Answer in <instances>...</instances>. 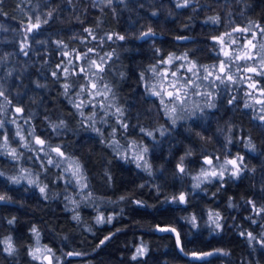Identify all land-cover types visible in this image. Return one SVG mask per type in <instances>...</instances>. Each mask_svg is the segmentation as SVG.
<instances>
[{
	"label": "trees",
	"instance_id": "16d2710c",
	"mask_svg": "<svg viewBox=\"0 0 264 264\" xmlns=\"http://www.w3.org/2000/svg\"><path fill=\"white\" fill-rule=\"evenodd\" d=\"M178 3L183 0H112L111 4L108 0H0V90L7 97H0L4 107L0 108L4 123L0 128V195L6 197L0 201V241L11 237L16 249L8 255L0 244V264H36L28 255L33 226L41 241L62 256L61 264L78 260L84 264H264V246L259 242L264 241V214H256L248 203L252 200L256 208H264V121L259 119L264 105L255 103L259 92L246 96L252 91L247 80L227 87L217 81V87L212 88L216 107L206 104L192 114L182 113L173 125L159 100L147 95L140 78L142 72L151 77L149 67L169 54H187L198 65H218L224 57L217 58L219 45L211 38L235 27L264 26V0H190L187 7H177ZM213 16L220 22L211 23L208 18ZM37 17L41 27L29 34L26 28ZM85 29H90L91 35ZM149 29L153 34L142 36ZM252 31L258 29L252 27ZM108 35H113V40H108ZM117 35L125 39H115ZM233 35L239 37L237 49L251 39V32ZM25 37L27 55L20 50ZM254 43V51L264 55V37L257 35ZM89 48L94 51L88 53ZM64 52L70 56L65 57ZM109 52L113 55L105 65L100 88L106 83L112 92L107 101L96 97L93 108L86 93L77 97L80 86L88 83L85 74H69L66 80L63 67L79 73L90 60H77V54L88 53L90 59L99 60ZM182 63L174 61L170 70ZM57 64L62 67L57 69ZM231 72L237 78L248 75L238 72L236 66ZM188 74L183 69L179 73ZM253 79L259 82L258 87H264V77ZM65 83L72 85L68 96L64 95ZM232 96L237 99L229 105ZM81 100L85 101L80 109L83 115H76L70 126L66 113L78 112L73 102ZM102 102L124 110L120 119L127 129L112 114L115 107L101 108ZM246 102L251 106L245 108ZM15 107H22L23 113H15ZM61 120L64 127L54 130L51 125ZM93 121L99 133L90 126ZM18 127L27 140H32L27 133L35 129L36 135L53 147L61 145L67 155L78 158L92 191L97 184L91 175L101 178V198H93L92 209L78 208L66 199L63 189L70 185L58 179L62 170L45 160L42 167L35 155L40 146L34 142V151L17 150L22 153L17 160L7 155L12 148L21 147L15 135ZM5 134L10 138L7 149L2 146ZM114 140L121 146L134 143L147 148L144 156L151 174L137 168L135 161L123 159L124 154L118 155ZM238 156L243 157L238 177L226 172L223 180L211 178L194 187L193 177L205 158L216 161ZM182 157L185 173L177 168ZM23 168L38 176L43 170L50 172L54 181L47 184L46 198L35 185L12 183L10 178ZM181 193L186 202H172ZM95 210L112 216L111 223L97 224ZM209 212L220 213L221 230L210 226ZM76 216L79 219L73 218ZM192 217L196 218L195 227ZM163 226L176 229L180 247L176 233L158 230ZM248 232L255 237L251 243ZM106 236L110 239L100 244ZM138 245L145 246L146 252L132 260ZM69 252L79 255L69 256ZM208 252L214 254L201 259L193 256Z\"/></svg>",
	"mask_w": 264,
	"mask_h": 264
},
{
	"label": "snow or ice",
	"instance_id": "6c2138e0",
	"mask_svg": "<svg viewBox=\"0 0 264 264\" xmlns=\"http://www.w3.org/2000/svg\"><path fill=\"white\" fill-rule=\"evenodd\" d=\"M112 0H108V3L111 4ZM190 3V0H183V3H178L177 7H187ZM208 20L213 23H219L220 18L218 16L209 17ZM43 23H47V21H43ZM41 27V21L39 17L36 18V22L32 23L29 22L26 31L31 34L34 30H38ZM252 27H255L258 29L257 31H252ZM85 32H88L91 35L90 29H85ZM251 32V39H247V42L243 45L242 48L237 49L234 47L239 43V37L234 36V33H249ZM152 30L149 29L148 32L142 33V36H148L151 35ZM257 35L264 37V26L261 25H255V26H249V27H235L232 29L231 32H225L219 36H213L211 39L213 41L214 45H219V51L217 52V58L219 59V56L222 55L224 58L219 59L218 65H212V66H202L198 65L194 61L189 60L188 55L184 54L183 56H176L174 54H169L167 59H164L163 57L160 58V60L149 67L148 71L152 73L151 77H148L145 73L140 74V78L142 81L145 82V91L147 95L151 97H156L159 100L160 105L163 106V109L166 114H168L170 117H172L173 125L176 123V119L180 118L176 114L180 108H183V106L187 103V98L189 96L190 92H193L194 89H198L201 87V84L198 83V81H208L209 87L216 88L217 84L216 81L219 82L220 85H227L235 84L239 85L243 83L245 80L248 81L247 88L252 90L245 93L246 96L252 97L254 91H258L260 96H264V87H258V81L254 80V76H260L264 77V55H261L260 53L254 51L257 48V44L254 43V41L257 38ZM113 35H108V40H113ZM28 37H25V43H21L20 50L24 52L25 55H27V52L25 49L28 47L26 41ZM95 39V37H93ZM115 39L118 40H124L125 37L121 35L115 36ZM58 42V46H59ZM261 49L264 50V45L261 46ZM93 48L88 49V53L93 52ZM159 51V50H157ZM88 53L83 54H77L76 59L77 60H90L87 67H81L79 69V73L75 71H71L68 67H63V72L65 74V79L67 80V76L69 74L71 75H78V74H85V78L87 79V84H82L80 86V90L77 93V97L87 94L89 97H91L90 100L87 101L88 104L92 105L93 108H95L97 105L94 103L96 97H103L105 101L109 99V93L112 92L111 87L108 84L103 85V89L100 88V84L103 82V73L106 71L105 65L107 64V60L111 58L113 53L109 52L106 53L105 56H100L99 60L97 59H90L88 57ZM63 55L65 57H69L70 54L68 52H64ZM184 61V63L180 64L178 67L175 68V70H170L171 67L174 66V61ZM243 62V65L242 63ZM251 62V63H249ZM68 64H72V60H68ZM164 65H168L170 67H163ZM232 66H236L238 72H243L248 75H241L239 78L235 74L231 72ZM62 67V64H57V69H60ZM93 68L95 71H93ZM183 69L185 72L190 73V76L187 77H181L179 75L180 70ZM53 77L57 76V72L52 73ZM172 78V79H170ZM211 78V79H210ZM152 80H155V82H151ZM41 86V85H38ZM64 88V95L68 96L69 91L72 88V85L69 83L63 84ZM194 95L198 96H204L207 97V107L209 108H215L216 104L214 102L213 98V92L211 91H204L199 92L195 91L193 92ZM114 96V94H113ZM0 97H4L5 100H7V97L5 96V93L3 90H0ZM237 99L236 96H232L228 99V104L231 105L234 103V101ZM9 104H11V101H7ZM255 103L259 105H264V100L256 98ZM85 105V101L81 100L79 103L73 102V107L77 110H80ZM101 108H112L115 107V112L112 113L117 116V123L121 125V127L127 129L128 125L123 122L121 117L124 116V110L121 109L119 106H115L114 104L108 103H100L99 105ZM251 105L247 102L244 104L245 108L250 107ZM24 109L22 107H15V113L21 114L23 113ZM262 111H264V108H262ZM108 112H105V115H108ZM81 115L83 113L81 112ZM95 113H93V116ZM89 120H92V117L88 118ZM261 121H264V115H261L259 117ZM12 123H15V119L12 121ZM65 122L63 120L60 121L59 124H52V128L54 130L64 127ZM4 126L3 121H0V128ZM93 126V130L97 133L100 132L99 129L94 127V121L93 124L90 125ZM141 131L144 132L145 130L141 128ZM115 132V129L113 130ZM163 134V133H162ZM16 137L19 138L21 141V147L29 149V151H34L31 148V144L34 142L35 145L40 146L38 150L44 153V157L47 158V165L54 166L56 168L62 169V174L58 176V179H65L66 182L70 185L73 184L78 189L77 194H83L88 189L89 185L87 183V178L84 173L83 165L81 164L80 160L78 158H73L66 154V151L62 149L61 145H57L53 147L51 144L47 142L46 139H42L40 136L36 135L35 129L32 131H29L27 133L28 137H32V140H27L25 135L21 134V130L18 127L16 133ZM146 135L151 136V132H146ZM102 143L104 141H101ZM9 144V136L5 134L3 136V147L7 149ZM112 146L116 150L117 154H120V145L117 141H112ZM129 147L135 148L134 154L129 157L126 153L122 156L123 159L126 161L132 160L136 162L137 168H144L150 172V167L147 164V161L144 158V154L147 153V148H141L136 146L134 143L130 145ZM248 147H252L251 144L248 145ZM50 153H55V157H53ZM7 155L10 156L13 160H17L19 158V155L17 153V150L15 148H12L7 152ZM44 157H37L41 160V166L43 167V159ZM58 158V159H57ZM183 157L181 158V162L177 165V168L180 173H185V168L183 167ZM243 162V157H236L232 159H225L223 164H220L219 161H217L216 164H214L212 159L205 158L204 163L207 164L209 167L207 169L202 168L199 176L193 177L197 183L194 185V187L199 188L200 183L202 182H210L211 178H218L223 180L225 173L230 172V175L232 177H238L240 172L242 171L241 164ZM67 164V167H64V164ZM231 166V169L228 168V166ZM64 174H67L66 176ZM0 175H3V173H0ZM12 183H19L20 178L17 177H11L10 178ZM109 180H111V177H109ZM28 183L30 185H35L39 187V191L42 195L47 196L46 190L47 185L39 186L36 181L29 180ZM92 196L91 192H87L86 195H83L84 200L90 199ZM66 199L69 200V202L73 204H78V201H74L71 199V197H66ZM121 199H124V197H121ZM178 202L179 203H185L186 198L183 193L179 195V197H173L172 202ZM6 200V197L3 195H0V201ZM137 204H141L142 202L136 201ZM249 204L253 206V211L256 212V214H264V208H256L254 202L252 200L248 201ZM231 207V205H229ZM74 219H79L78 216L73 217ZM113 217L107 216L105 217L103 214H98L96 217V223L102 224V223H111ZM222 217L219 212H209L208 214V221L210 226H214L215 230H221L222 224L220 223ZM195 217H192V223L195 227ZM9 224L13 223V220L8 221ZM255 223V221H253ZM159 231L162 232H173L176 233V243L177 246H181V238L180 234L176 232L175 228L172 227H163L158 228ZM31 232L36 237V247L29 248L28 255L32 258L34 261H38L39 264H58V259L53 253L52 249L47 246H40L39 244V232L36 229L35 226L32 227ZM241 236H244L245 233L241 232ZM247 238L249 240V243H251L255 237L251 232H248ZM110 239L109 236H106L104 240L100 241V244H103L106 240ZM262 246H264V241H259ZM0 244H3L5 247L3 248V251L6 252L8 255H13L16 251L13 243L12 238L7 237L5 240L0 241ZM181 250H183L181 248ZM222 250H217V252H221ZM146 252V247L143 245H140L136 248L135 253L132 255L131 259L136 260L138 257H142ZM214 253L208 252V253H202L197 255L196 253H193V256H195L197 259H201L204 256H211ZM226 255V253H224ZM67 255H79V253H72L69 252Z\"/></svg>",
	"mask_w": 264,
	"mask_h": 264
},
{
	"label": "rangeland",
	"instance_id": "374dc122",
	"mask_svg": "<svg viewBox=\"0 0 264 264\" xmlns=\"http://www.w3.org/2000/svg\"><path fill=\"white\" fill-rule=\"evenodd\" d=\"M246 42H247V40L245 41V43ZM202 66H212V65H205L204 64ZM3 74H4V72H3ZM190 75L191 74L189 73L188 75H180V76L181 77H187V76H190ZM170 79H172V78H170ZM198 83L201 84V87L198 88V89H194L193 92H195V91H199V92L211 91L212 92V88L209 87V82L208 81H198ZM215 83H217V81ZM193 92H190L189 93V96L187 98V103L183 106V108H180L178 110V112L176 114L178 117L180 115H182V113L184 115H186V114L187 115L192 114V113H194L195 109H199L202 106H204V105L207 104V97H205L206 100L205 99H202L201 97H204V96L194 95ZM262 97L263 96H260V95L259 96H256V98H259V99H262ZM0 108H4V107L3 106H0ZM0 111H2V110L0 109ZM77 111L78 112H75L76 114L74 112H67L66 113V115H67L66 122L70 126L73 124L74 119L76 118V115H80L81 114V110H77ZM170 118L172 119V117H170ZM176 121H177V119H176ZM84 124L87 125L86 122H84ZM9 140H10V138H9ZM59 143L62 144V141H59ZM130 145H132V144H128L127 146H121L120 145V153L121 154H125L126 153V154L132 156L134 154V152H135V148L129 147ZM31 148L34 150L33 147H31ZM23 149H24L23 147H18V149H16V150H23ZM38 149H39V147L36 148V150H38ZM50 154L53 157H55V153H50ZM35 155H36V158L38 156L39 157H44V153L43 152H40V151H36L35 152ZM144 158H145V156H144ZM38 160H40V159H38ZM43 160H45L47 162V158L46 157H44ZM217 161H219L220 164H223V162H224V160H216V161L213 160L214 164H216ZM64 167H67V164L66 163L64 164ZM208 167L209 166L207 164H205L204 161H203V164L201 165V167L199 168V171L195 174V176H199L202 168L207 169ZM54 168H56V167H54ZM228 168L231 169V166L229 165ZM56 169H58V168H56ZM60 173L62 174V171ZM38 174L35 171L30 170L29 168H23V169H20L19 172L16 173V176H14V177L20 178V182L19 183H22V182L28 183V181L30 179L36 181L39 186H42V182L45 183V185H47L48 183H50V184L53 183L52 181H54V180L51 178L52 176H51V174H50L49 171L43 170L41 176H38ZM64 175L66 176L67 174H64ZM56 176H58V175H56ZM91 177H92L93 180L96 181V184H97L96 187H95L96 190H93L92 191V189H89V187H88V189L85 191V193L78 195L77 194L78 189L74 186V182H73L72 185L69 184L70 186H68L66 189H63V191H65V193L68 195V197H71L72 200L79 202L78 204H75V206H78V208L84 206L86 208L92 209V207H93V200H94L93 198H101V191L103 189L102 187H99L101 178H99V176H97V175H91ZM61 180H63L64 182H66L65 179H61ZM196 183H197V181H196ZM87 192H91L92 193V196H91L90 199L84 200L83 199V195H86ZM78 211H79V209H78ZM98 214H101V212H97L95 210L94 220H96V217H97ZM33 237H34L33 238L34 240H33L32 247L31 248L36 247V237L34 236V234H33ZM76 237H77V235H76ZM39 244H40V246H47V245H45L41 241L40 234H39ZM138 246H140V245H138ZM53 253L55 254V256L58 259V264H61V262L63 261L62 256L56 255L55 252H53ZM36 264H39V262L36 261ZM45 264H46V262H45ZM69 264H84V263L82 261L78 260L76 263H69Z\"/></svg>",
	"mask_w": 264,
	"mask_h": 264
},
{
	"label": "water",
	"instance_id": "95a60500",
	"mask_svg": "<svg viewBox=\"0 0 264 264\" xmlns=\"http://www.w3.org/2000/svg\"><path fill=\"white\" fill-rule=\"evenodd\" d=\"M163 227H167V226H163ZM163 227H159V228H163Z\"/></svg>",
	"mask_w": 264,
	"mask_h": 264
}]
</instances>
